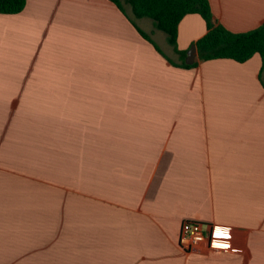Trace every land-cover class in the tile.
<instances>
[{
  "label": "crops",
  "instance_id": "obj_1",
  "mask_svg": "<svg viewBox=\"0 0 264 264\" xmlns=\"http://www.w3.org/2000/svg\"><path fill=\"white\" fill-rule=\"evenodd\" d=\"M207 1L264 23V0ZM134 23L175 64L205 33ZM184 221L230 227L227 251L179 249ZM0 264H264V61L172 65L107 0L0 14Z\"/></svg>",
  "mask_w": 264,
  "mask_h": 264
},
{
  "label": "trees",
  "instance_id": "obj_2",
  "mask_svg": "<svg viewBox=\"0 0 264 264\" xmlns=\"http://www.w3.org/2000/svg\"><path fill=\"white\" fill-rule=\"evenodd\" d=\"M121 12L137 31L139 36L150 43L155 51L170 64L181 68H191L197 61L228 59L243 63L253 55L264 61V23L244 32L234 33L220 25H214L207 0H107ZM26 0H0V14H16L22 11ZM128 5L133 17L127 16L124 6ZM188 14L199 15L205 24V33L195 41L197 61L191 65L184 62L185 52H180L179 64L172 63L158 46L134 23L135 18H149L155 29L163 32L169 45L175 48L177 26Z\"/></svg>",
  "mask_w": 264,
  "mask_h": 264
},
{
  "label": "built area",
  "instance_id": "obj_3",
  "mask_svg": "<svg viewBox=\"0 0 264 264\" xmlns=\"http://www.w3.org/2000/svg\"><path fill=\"white\" fill-rule=\"evenodd\" d=\"M229 240L228 226L184 221L180 225L177 244L184 252L220 249L227 251Z\"/></svg>",
  "mask_w": 264,
  "mask_h": 264
},
{
  "label": "water",
  "instance_id": "obj_4",
  "mask_svg": "<svg viewBox=\"0 0 264 264\" xmlns=\"http://www.w3.org/2000/svg\"><path fill=\"white\" fill-rule=\"evenodd\" d=\"M196 59V49L194 45H191L186 52V57L184 62L188 65H191Z\"/></svg>",
  "mask_w": 264,
  "mask_h": 264
},
{
  "label": "rangeland",
  "instance_id": "obj_5",
  "mask_svg": "<svg viewBox=\"0 0 264 264\" xmlns=\"http://www.w3.org/2000/svg\"><path fill=\"white\" fill-rule=\"evenodd\" d=\"M47 17H43L42 20H41V24L42 26L46 25L48 21H50L51 17H48L50 19L46 20Z\"/></svg>",
  "mask_w": 264,
  "mask_h": 264
}]
</instances>
